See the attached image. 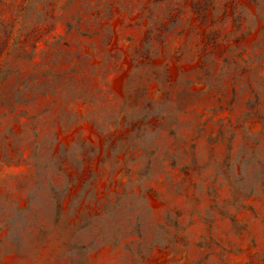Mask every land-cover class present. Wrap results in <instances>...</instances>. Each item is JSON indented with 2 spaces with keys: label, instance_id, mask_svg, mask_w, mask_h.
<instances>
[{
  "label": "rangeland",
  "instance_id": "rangeland-1",
  "mask_svg": "<svg viewBox=\"0 0 264 264\" xmlns=\"http://www.w3.org/2000/svg\"><path fill=\"white\" fill-rule=\"evenodd\" d=\"M0 264H264V0H0Z\"/></svg>",
  "mask_w": 264,
  "mask_h": 264
}]
</instances>
